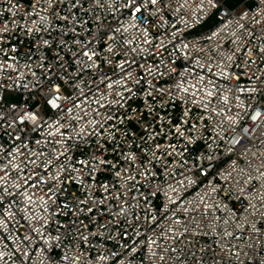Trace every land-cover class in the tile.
Wrapping results in <instances>:
<instances>
[{
    "label": "built area",
    "instance_id": "obj_1",
    "mask_svg": "<svg viewBox=\"0 0 264 264\" xmlns=\"http://www.w3.org/2000/svg\"><path fill=\"white\" fill-rule=\"evenodd\" d=\"M0 0V264H264V0Z\"/></svg>",
    "mask_w": 264,
    "mask_h": 264
},
{
    "label": "rangeland",
    "instance_id": "obj_2",
    "mask_svg": "<svg viewBox=\"0 0 264 264\" xmlns=\"http://www.w3.org/2000/svg\"><path fill=\"white\" fill-rule=\"evenodd\" d=\"M241 0H232L231 2H232V4H235V3H238V2H240Z\"/></svg>",
    "mask_w": 264,
    "mask_h": 264
}]
</instances>
